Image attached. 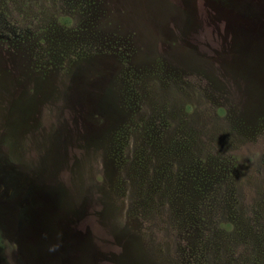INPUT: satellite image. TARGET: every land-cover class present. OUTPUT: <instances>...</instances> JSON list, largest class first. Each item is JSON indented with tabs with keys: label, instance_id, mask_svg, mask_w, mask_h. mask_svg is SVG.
<instances>
[{
	"label": "rangeland",
	"instance_id": "obj_1",
	"mask_svg": "<svg viewBox=\"0 0 264 264\" xmlns=\"http://www.w3.org/2000/svg\"><path fill=\"white\" fill-rule=\"evenodd\" d=\"M260 213L264 0H0V264H244Z\"/></svg>",
	"mask_w": 264,
	"mask_h": 264
},
{
	"label": "trees",
	"instance_id": "obj_2",
	"mask_svg": "<svg viewBox=\"0 0 264 264\" xmlns=\"http://www.w3.org/2000/svg\"><path fill=\"white\" fill-rule=\"evenodd\" d=\"M204 183L206 184L205 188H208V187H210V185H212L214 183V180L212 182H208V180H204ZM195 195L197 197L200 196L197 194H195ZM193 198H195L194 195H193ZM222 216H224V215L217 216L216 220L214 222V224L217 227L216 231H218L220 234L223 235L221 242H218L216 244L223 245L225 247L226 253L231 256L230 259L236 258L239 255L234 254V249L232 247V245L234 244V242L232 240H234V238H232V236H230L229 234H226V230H229V226H231V227L233 226L234 221L230 220L229 218L222 217ZM251 217L252 216H250V218ZM258 217L264 218V214L260 213V214H258ZM252 221L253 222H251L250 225L255 222L254 219ZM186 226H187V223L183 222L181 229L185 228ZM257 226L260 227L259 225H257ZM250 229H252V228L249 226V228L247 230H243L240 232V236L235 237V240L239 241L237 243L242 245L244 250L246 251V254L242 255L244 257V264H264V256L262 255V243L257 240V238L259 236H257L255 238V236L253 237L251 235ZM188 232L190 234V231H188ZM236 232H238V229L236 230ZM188 236H189L188 233L186 231H184L183 237L186 238ZM190 238L191 237L189 236L188 239L190 240Z\"/></svg>",
	"mask_w": 264,
	"mask_h": 264
}]
</instances>
